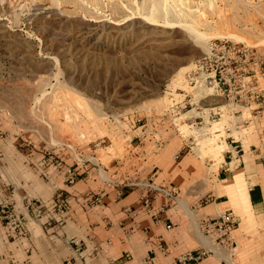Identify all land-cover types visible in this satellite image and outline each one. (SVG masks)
Listing matches in <instances>:
<instances>
[{
	"label": "rangeland",
	"instance_id": "1",
	"mask_svg": "<svg viewBox=\"0 0 264 264\" xmlns=\"http://www.w3.org/2000/svg\"><path fill=\"white\" fill-rule=\"evenodd\" d=\"M219 40L263 57L264 0H0V179L7 182L1 158L17 137L32 141L24 148L61 153L56 162L89 164L104 175L132 145H150L154 133L168 142L173 132L183 144L177 162L196 147L191 175L200 197L190 206L184 199V209L189 234H200L208 249L203 264H264V210L243 198L240 184L242 173L252 180L264 170V103L246 88L234 108L222 107L224 99L201 110L176 104L186 92L201 105L213 92L190 88L185 76ZM257 83L264 87V76ZM216 104L219 113L195 123L194 136L181 133L184 114ZM215 199L226 208L195 217ZM229 210L238 219L235 241L221 245L200 222Z\"/></svg>",
	"mask_w": 264,
	"mask_h": 264
},
{
	"label": "crops",
	"instance_id": "2",
	"mask_svg": "<svg viewBox=\"0 0 264 264\" xmlns=\"http://www.w3.org/2000/svg\"><path fill=\"white\" fill-rule=\"evenodd\" d=\"M187 95L185 92L184 103L182 100L176 104H184L186 109L192 107L191 110L203 109L208 101H213L210 103L214 105L218 99H224L222 107L234 108L239 104L228 99L224 91L201 97V105L198 99L196 102L194 97L187 98ZM218 107L216 104L209 109L204 108L198 111L200 115L184 114V130L181 133L194 136L196 128L193 125L211 120L210 114L219 113ZM177 118L181 120V116ZM158 134L154 133L150 145H132L128 149L131 155L124 161L112 162L103 170L104 175L100 168L79 163V175L73 184L66 181V163L47 161L43 150L24 148V143H19L18 137L16 143L13 140L7 142L9 153L2 149L1 160L4 159L8 177L0 202H8L9 212L24 217L26 235L14 241L6 233L8 219L0 220V264H66L75 255L69 242L74 236L84 242L85 250L80 253L81 264H111L113 256L118 257L114 264H177L176 255L188 244L199 245L194 249H204L206 246L200 234L199 237L189 234L190 217L184 209V199L190 206V200L195 201L200 197L196 178L191 175L195 174V160L190 154L195 146L191 145L192 150L177 162L176 153L183 146L181 138L174 139L172 132V138L163 143L165 140L160 141ZM57 156L61 157V153ZM259 166L262 167V163ZM241 176L240 184L247 189V197L243 194V198L246 201L248 198L251 206L264 210V170L260 169L252 180L249 177L246 180L243 173ZM234 182L230 185L238 184L235 179ZM172 188L178 190L175 197L168 194ZM119 191L121 195H118ZM60 193L68 202L65 223L59 225L54 221L44 224L54 211L55 200ZM97 194L102 195L103 202L95 205L92 196ZM147 194L151 198L148 207L144 205ZM27 204H30V213ZM225 205L223 201L215 199L200 209L195 217L200 219L204 215H217ZM36 207L44 210L42 219L34 218ZM108 240L111 244L107 252L101 249L94 251L97 245L105 247ZM160 243L169 250H161L158 247ZM152 247L153 253L150 252ZM205 249L208 251L207 247ZM126 252L130 253V257H124Z\"/></svg>",
	"mask_w": 264,
	"mask_h": 264
},
{
	"label": "built area",
	"instance_id": "3",
	"mask_svg": "<svg viewBox=\"0 0 264 264\" xmlns=\"http://www.w3.org/2000/svg\"><path fill=\"white\" fill-rule=\"evenodd\" d=\"M258 50L250 45L229 41L219 40L214 41L210 47L209 52L198 58L186 72V84L190 88L199 86H207L213 89V92L224 91L226 92L228 99L233 100L235 103L242 101L243 92L247 88L252 92L251 97L261 98L260 103H264V87H260L258 82V75L264 76V56L259 57ZM237 86H240L237 90ZM236 89V90H235ZM240 93V95H239ZM187 96L192 98L191 93H187ZM24 145L30 146L31 140L24 139ZM56 151L43 150V153L48 160L52 163L56 162L57 154ZM48 155V156H47ZM57 163V162H56ZM79 175L78 167L73 163L65 166L66 181L69 184L76 182ZM6 182L0 180V191H2ZM5 189V188H4ZM168 191V190H166ZM171 197H175L178 194L176 188H172L168 192ZM121 195V191L118 192ZM92 201L95 205L101 204L103 198L101 194L92 196ZM151 198L147 194L144 196V205L150 206ZM9 203L0 202V220L2 218L8 219V230L7 236L12 238L14 241L19 240L23 235H26V226L24 217L16 215L13 212H9ZM68 202L60 193L55 200V209L48 215V220L44 224H52L54 221L59 225H63L66 221ZM26 208L28 212H31L30 204H27ZM36 214L34 218L42 219L44 217V210L40 207H36ZM237 217L233 211H225L217 217H204L200 222L201 229L205 232L215 235V239L218 244L226 245L233 244L234 237L232 236L233 231L237 228ZM171 227V225H168ZM70 244L73 247L75 255L69 258L66 264H81L80 253L85 250L84 242L80 237H71L69 239ZM106 246H95L94 251L101 249L104 252L108 251L111 241L106 242ZM158 247L163 251H168V247L160 243ZM150 252H154L153 247ZM208 251L204 249H190L176 257V261L179 264H198L203 260ZM124 257H130V253L126 252ZM118 260V257L113 256L111 258V264H114ZM30 264V263H20Z\"/></svg>",
	"mask_w": 264,
	"mask_h": 264
},
{
	"label": "bare ground",
	"instance_id": "4",
	"mask_svg": "<svg viewBox=\"0 0 264 264\" xmlns=\"http://www.w3.org/2000/svg\"><path fill=\"white\" fill-rule=\"evenodd\" d=\"M234 36H235V35H234ZM235 38H236L237 40H240V39H241L240 37H236V36H235Z\"/></svg>",
	"mask_w": 264,
	"mask_h": 264
}]
</instances>
